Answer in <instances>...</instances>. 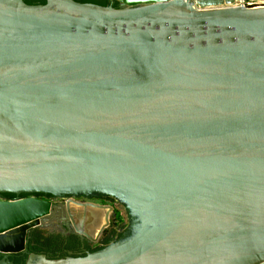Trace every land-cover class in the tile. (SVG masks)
I'll use <instances>...</instances> for the list:
<instances>
[{"label": "water", "instance_id": "water-1", "mask_svg": "<svg viewBox=\"0 0 264 264\" xmlns=\"http://www.w3.org/2000/svg\"><path fill=\"white\" fill-rule=\"evenodd\" d=\"M237 1L0 0V264L57 209L18 197L69 194L128 230L26 264H264V6ZM63 210L96 242L113 208Z\"/></svg>", "mask_w": 264, "mask_h": 264}, {"label": "flooded vegetation", "instance_id": "flooded-vegetation-1", "mask_svg": "<svg viewBox=\"0 0 264 264\" xmlns=\"http://www.w3.org/2000/svg\"><path fill=\"white\" fill-rule=\"evenodd\" d=\"M22 197H27V196H20L18 198H22ZM0 199L11 200V199H7L6 196L3 194H0ZM12 199H17V198H12ZM42 199L50 200L51 202H53L54 206H56L57 202L58 203L62 202V205H64V203L67 200L72 199L74 201L81 202V203L89 202V203H94V204L110 205L113 208V211L111 212L109 216V224L102 231L101 235L99 236L96 242H91L87 238H81L79 235L74 233L72 227L67 226V224H65L64 222L57 223V226H59L57 230H50L46 227L45 228L38 227L45 231L44 233L45 237H48L51 239L52 235H58L56 236L55 240H52L53 242L52 249L55 250L57 255H60V256L63 255V258H66L67 256H77L83 253L90 252L91 250L95 249L99 244L102 245L100 241L103 238H106L108 241L107 244L103 245L104 247L109 245L110 243L115 242L116 237L122 236L128 230L130 222H131V212L129 211L130 209H128V207L125 205V202L123 200L115 196H112V195H96V194H88V195L69 194V195H57V196L51 195V196L42 197ZM117 204L125 205V207L128 209L129 212L127 211L128 218L124 226H122L121 223L116 225V227H118V231H121L122 234L120 236H116V234L112 236V234H110L111 232L110 229H112L111 226L113 223V219L116 216V211L117 210L119 211V207L117 206ZM67 221L69 220L67 219ZM33 229L34 228L30 229L29 232ZM28 236H29V233H28ZM75 238L78 240L77 245H73L71 242L72 239H75ZM27 258L28 257L25 258L23 264H26Z\"/></svg>", "mask_w": 264, "mask_h": 264}, {"label": "trees", "instance_id": "trees-1", "mask_svg": "<svg viewBox=\"0 0 264 264\" xmlns=\"http://www.w3.org/2000/svg\"><path fill=\"white\" fill-rule=\"evenodd\" d=\"M103 1L106 3H110L109 0H103ZM112 6L117 8L118 7L117 2H113ZM5 196L7 199H12V197L10 195H5ZM23 196H29V195H23ZM31 196H36L38 198H42V197L51 196V195H31ZM115 218L118 221L120 220L119 211H116ZM117 224L118 223L115 222V220L112 223V226H111L112 229H110V231H111L110 234H112V236L115 234H116V236H120L122 234L121 231H118V227H116ZM44 233H45V231L43 229L38 228V227L31 230L29 232V236L27 238V243H26L27 253L26 254H23V253L15 254L14 256L11 257V260L14 263L23 264L25 258L27 257V255L29 253H33V254H37V255L38 254H44L49 259L63 258V255H61V256L57 255L55 250L52 249V247H53L52 246L53 245L52 240H55L56 236H58V235H52V237L50 236L51 237V239H50L48 237H45ZM71 242L73 245L78 244V240L76 238L72 239ZM100 242L102 243V245L99 244L95 249L91 250L90 252L101 249L104 247L103 245L108 243L106 238H103Z\"/></svg>", "mask_w": 264, "mask_h": 264}, {"label": "rangeland", "instance_id": "rangeland-1", "mask_svg": "<svg viewBox=\"0 0 264 264\" xmlns=\"http://www.w3.org/2000/svg\"><path fill=\"white\" fill-rule=\"evenodd\" d=\"M262 5H264V4H262ZM56 201H57V199H56ZM56 206H57V209L54 210L52 215L45 219V227L50 229V230H57L59 228V226H57V223H59V222H64L65 224H67V222H68L66 215H65V212L63 210L62 202H60V203L57 202ZM117 206L119 207L120 220L118 221L115 218V219H113V222L115 220V222H117L118 224L121 223V225L124 226V224L126 223L127 218H128L127 217L128 209L125 207V205H122V204H117Z\"/></svg>", "mask_w": 264, "mask_h": 264}, {"label": "built area", "instance_id": "built-area-1", "mask_svg": "<svg viewBox=\"0 0 264 264\" xmlns=\"http://www.w3.org/2000/svg\"><path fill=\"white\" fill-rule=\"evenodd\" d=\"M264 1H259V0H245V1H237L235 5H243V6H248V5H256V6H264Z\"/></svg>", "mask_w": 264, "mask_h": 264}, {"label": "crops", "instance_id": "crops-1", "mask_svg": "<svg viewBox=\"0 0 264 264\" xmlns=\"http://www.w3.org/2000/svg\"><path fill=\"white\" fill-rule=\"evenodd\" d=\"M259 1H261V0H259ZM114 2H117V1H114ZM117 4H119V2H117Z\"/></svg>", "mask_w": 264, "mask_h": 264}]
</instances>
